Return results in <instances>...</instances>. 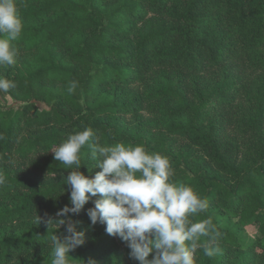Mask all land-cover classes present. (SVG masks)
<instances>
[{
  "label": "trees",
  "instance_id": "1",
  "mask_svg": "<svg viewBox=\"0 0 264 264\" xmlns=\"http://www.w3.org/2000/svg\"><path fill=\"white\" fill-rule=\"evenodd\" d=\"M17 5V62L0 66L16 85L0 92V264H52L51 237L66 225L46 221L69 217L84 233L70 264H139L105 225H91V201L56 216L71 206L65 180L77 169L52 151L85 128L101 146L142 144L167 156L172 180L207 199L192 219H212L219 251L198 249L196 264H264V0ZM5 97L18 105L3 106ZM90 151L82 149L80 169L89 177L100 171Z\"/></svg>",
  "mask_w": 264,
  "mask_h": 264
},
{
  "label": "clouds",
  "instance_id": "2",
  "mask_svg": "<svg viewBox=\"0 0 264 264\" xmlns=\"http://www.w3.org/2000/svg\"><path fill=\"white\" fill-rule=\"evenodd\" d=\"M22 32L17 0H0V66L16 64L18 48L14 42ZM15 86L13 81L0 77V92ZM76 88L77 82L71 81L67 91L71 94ZM85 146L100 169L91 177L80 171ZM52 153L56 161L77 169L70 171L65 180L71 206L58 211L57 217L78 215L91 201L94 206L87 210L91 225H105L106 233L125 242L130 258L139 264H196L198 249L203 248L209 257L219 251V233L212 219H192L207 210V199L191 186L172 180L167 156L149 152L142 144L101 146L91 128L70 134ZM4 183L0 175V186ZM41 219L37 216L38 224ZM46 222L66 225V235L51 237L52 264H70L69 253L84 243V233L76 230L78 222L70 217ZM201 237L209 239L201 243Z\"/></svg>",
  "mask_w": 264,
  "mask_h": 264
},
{
  "label": "rangeland",
  "instance_id": "3",
  "mask_svg": "<svg viewBox=\"0 0 264 264\" xmlns=\"http://www.w3.org/2000/svg\"><path fill=\"white\" fill-rule=\"evenodd\" d=\"M141 91H143L144 89L141 87L140 88ZM2 105L5 107H11V106H15L18 105V103L13 102L9 97H5L4 99H2ZM34 110H38V111H44L47 110V107L39 102H36L34 104ZM143 123L149 127V129H151L152 124L154 123V118L151 117L147 112H143ZM253 231H249L248 235H252Z\"/></svg>",
  "mask_w": 264,
  "mask_h": 264
}]
</instances>
